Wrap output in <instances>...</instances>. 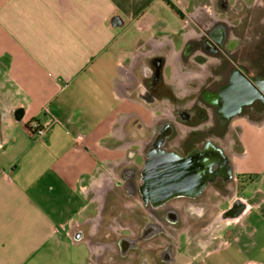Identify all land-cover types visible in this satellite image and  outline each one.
Wrapping results in <instances>:
<instances>
[{
  "label": "crops",
  "instance_id": "obj_1",
  "mask_svg": "<svg viewBox=\"0 0 264 264\" xmlns=\"http://www.w3.org/2000/svg\"><path fill=\"white\" fill-rule=\"evenodd\" d=\"M190 5L200 2L0 0V264H106L107 247L117 251L105 238L132 229L139 207L124 172L138 164L142 126L170 107L141 96L142 75L153 60L166 81L178 73ZM33 120L48 124L44 136L29 129ZM257 123L239 134V174L255 172L242 147ZM261 175L209 240L186 235L177 264H264Z\"/></svg>",
  "mask_w": 264,
  "mask_h": 264
},
{
  "label": "flooded vegetation",
  "instance_id": "obj_2",
  "mask_svg": "<svg viewBox=\"0 0 264 264\" xmlns=\"http://www.w3.org/2000/svg\"><path fill=\"white\" fill-rule=\"evenodd\" d=\"M184 13L185 38L176 66L165 80L162 63L142 75L141 96L168 101L167 115L142 126L138 164L124 172L125 191L137 195L136 226L119 238H105L106 264H177L187 254L180 212L204 223L205 240L215 223L237 215V194L248 179L236 171L243 126L264 120V0H199ZM180 15V11H177ZM233 192H236L233 194ZM217 208L207 217L211 200ZM193 243V241L191 242ZM188 264H202L200 258Z\"/></svg>",
  "mask_w": 264,
  "mask_h": 264
},
{
  "label": "rangeland",
  "instance_id": "obj_3",
  "mask_svg": "<svg viewBox=\"0 0 264 264\" xmlns=\"http://www.w3.org/2000/svg\"><path fill=\"white\" fill-rule=\"evenodd\" d=\"M175 0H171V4H173ZM253 131L250 132V138L248 139L246 136V140L248 142L246 143V147H242V149H246L249 152V163L254 168L253 173H247V174H241V176L246 180L248 179V183H246V186L249 189H254L255 187L261 185V179L262 175L261 172L264 170V125L262 121H259L256 126H253ZM242 194L241 192H239ZM248 194V192L246 193ZM217 200L216 198L211 200L209 203H207L205 213L207 214V217L210 219H214L215 215L219 214L221 212L220 208L226 207L227 203L222 204L217 208ZM180 218H181V229H191L193 232L197 234V231L199 230L200 226L204 223H207L202 220H197V218H192L190 216H186L183 212H180ZM128 224L131 228H134L133 225L135 221H132V215H128ZM223 223H227L226 219L223 221H219L216 224V226L213 228V231L218 230ZM229 226V225H227ZM213 231L211 233H213ZM233 231V227H228V229L225 232V235H227L229 232ZM211 233H208L205 240H209ZM215 234V233H214ZM245 239V237H243ZM218 239V238H217ZM212 240L213 242L210 243L209 248L216 247L218 245V240ZM243 239V240H244ZM66 257V256H65ZM240 258V256H238ZM228 263L232 264V259L228 261Z\"/></svg>",
  "mask_w": 264,
  "mask_h": 264
},
{
  "label": "built area",
  "instance_id": "obj_4",
  "mask_svg": "<svg viewBox=\"0 0 264 264\" xmlns=\"http://www.w3.org/2000/svg\"><path fill=\"white\" fill-rule=\"evenodd\" d=\"M28 127L30 130L34 131L36 134L42 137L45 134L48 124L41 125L38 121L33 120L29 123Z\"/></svg>",
  "mask_w": 264,
  "mask_h": 264
}]
</instances>
